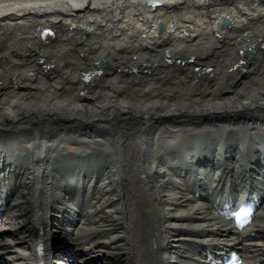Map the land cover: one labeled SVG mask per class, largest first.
I'll return each mask as SVG.
<instances>
[{
	"label": "bare ground",
	"instance_id": "obj_1",
	"mask_svg": "<svg viewBox=\"0 0 264 264\" xmlns=\"http://www.w3.org/2000/svg\"><path fill=\"white\" fill-rule=\"evenodd\" d=\"M0 214V264H264V0H0Z\"/></svg>",
	"mask_w": 264,
	"mask_h": 264
},
{
	"label": "rangeland",
	"instance_id": "obj_2",
	"mask_svg": "<svg viewBox=\"0 0 264 264\" xmlns=\"http://www.w3.org/2000/svg\"><path fill=\"white\" fill-rule=\"evenodd\" d=\"M91 22L90 23H92L93 21H92V19L90 20ZM99 61V60H98ZM202 73H203V71H202ZM201 74V73H200ZM80 87V86H79ZM87 97V96H86ZM90 99H92V98H90ZM99 99V98H98ZM97 99V100H98ZM43 103H46L45 101H43ZM103 103V102H102ZM101 106L103 107V108H106L107 106L103 103V104H101ZM71 149H77V146H75V145H71V147H70ZM235 165H237V167L238 168H241V170H243L244 169V167L245 166H242L241 164L240 165H238V164H236V162H235ZM226 167L228 168V171H233L234 170V167H232L230 164H228V165H226ZM258 167V168H257ZM262 167H263V164H260L259 162H258V164L256 165V169L254 170V171H257V170H259V168L260 169H262ZM257 178H260L259 176L257 177ZM242 182H244V180H241Z\"/></svg>",
	"mask_w": 264,
	"mask_h": 264
},
{
	"label": "water",
	"instance_id": "obj_3",
	"mask_svg": "<svg viewBox=\"0 0 264 264\" xmlns=\"http://www.w3.org/2000/svg\"><path fill=\"white\" fill-rule=\"evenodd\" d=\"M152 4H153V3L150 2V5H152ZM223 19H224V22H225V23L228 22L226 18H223ZM162 31H163V26H160V28H159V32L161 33ZM46 36H49V37H50L51 35H50V34H46Z\"/></svg>",
	"mask_w": 264,
	"mask_h": 264
}]
</instances>
